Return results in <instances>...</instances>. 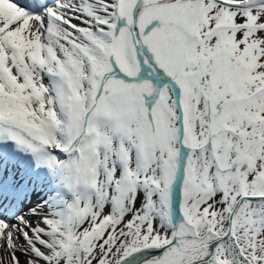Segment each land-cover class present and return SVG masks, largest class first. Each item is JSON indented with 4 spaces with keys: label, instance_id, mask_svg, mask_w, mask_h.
<instances>
[{
    "label": "rangeland",
    "instance_id": "374dc122",
    "mask_svg": "<svg viewBox=\"0 0 264 264\" xmlns=\"http://www.w3.org/2000/svg\"><path fill=\"white\" fill-rule=\"evenodd\" d=\"M200 5L201 3L191 2L190 6L187 5L180 11L179 17L174 13L169 17V20L167 19L166 23H164L166 20L164 17L161 22L149 29V33L156 30L157 36H151L149 38L151 42L147 40L149 49L159 60L160 66L173 79H179L185 85L187 84L185 106L188 129L183 137L185 145L205 143L208 130L212 133H218L217 135L214 134L211 141L214 146L218 147L216 159L219 169L214 165L208 151L195 152L190 155L186 166L187 175L183 185L181 218L183 222L191 224L198 235L204 234L210 224H213L212 229L215 233L219 234L223 231L226 227L224 222L226 214L236 196L240 194L241 180L246 186V191L264 193V96L256 95L246 100L222 104L232 97L238 98L240 94L243 95L252 91L258 83L256 84L254 80L252 82L250 80L245 81L244 72L247 70V66L238 64L230 58L228 63L227 60L222 59L225 49L223 44L224 33H214L211 37L213 39L204 45L200 43L203 40L199 41V38H196V35H203L205 31L220 21V10L217 8L210 10L205 19L199 18L197 10ZM229 16L230 13L222 11L220 18H231ZM234 16L241 17V15ZM173 18L177 21H173ZM243 33H239L238 42H241L240 38ZM178 34L179 37H176ZM29 38L34 40L33 36ZM262 48L264 51V42ZM252 51L256 50L253 49ZM123 59H125L130 73L134 75V60L130 49L127 47L123 52ZM215 59H221V61L215 62ZM259 70L260 68H255L257 74H260ZM92 73L93 71L88 72V75L92 76ZM103 79L104 75L100 77V81ZM211 79L216 80V85L220 87V90L212 98L210 97ZM141 85L142 81L135 78L129 83L125 82L116 88L112 87L108 95H105L106 98L103 99L109 102L112 109V115L100 120L101 124H104L103 136L106 131H108V135L117 133L120 135L117 138V143L113 142L111 145L110 151L107 153V161H102V157L99 158L96 182L100 184V193L90 197V209L94 213L91 215L92 223L100 221L99 214H104L105 217L108 215L105 209L104 212L100 213L97 209V203L103 199L109 201L111 216L115 221H118L120 213H118L117 208L119 202L129 196L132 184L137 179L147 178L163 185H169L172 182L177 155V131L174 121L176 113L173 110V100L169 95V90H162L160 96L148 107V117L145 116L144 121L142 115L143 96L140 94L143 87ZM78 88L87 89L85 85H79ZM61 90L64 92L65 88L63 89L61 86ZM39 93L40 96L38 97H44L46 91L40 90ZM89 93L87 92L85 98L88 97ZM65 103L61 101L59 104V119L57 122H53L54 125H57V130L52 126L51 132L49 131L55 136L57 134L58 145L59 142H63V136L59 134L61 131L71 133L69 130L71 128L76 133L80 132L79 114L86 107L81 101L75 109L68 111L65 110ZM148 128L152 129L154 144L149 151L151 154L150 161L144 164L142 161L143 154L149 150L145 141V133ZM121 130L123 131L121 132ZM250 146L253 147L252 150H250ZM132 148L137 154L136 163L133 162ZM235 150L240 151V171L236 182L232 181L225 187V176L221 175V171L227 168ZM249 159L251 167L247 168L246 162ZM116 163L120 164V171L117 169ZM68 169L70 170V166ZM87 175V169L83 167L79 179L86 183L88 181ZM106 182L113 183L109 190L105 185ZM214 188H217L221 193V202L214 198ZM162 200L165 203L162 202L155 206V200L152 197L149 206L142 213L143 219L149 223L153 222V214L157 215L159 222L164 223L167 228V231H159L157 227L152 226L146 232V239L155 246H160L169 240L170 229L172 228L165 207L167 197L162 198ZM246 205L247 208L242 209L238 221L240 238H244L247 224L252 227H259L264 217V205L262 203L252 202ZM110 222L111 220L101 224L97 230L91 226L76 242H70L67 257H60L59 253L45 246L46 250L43 246V256L30 260L25 259L21 262L20 253L22 249L28 251L31 246L29 240L26 239L25 241L19 240L17 250L14 249L15 246L11 248H6L5 245H2L3 248L0 246V264H15L14 262H17L16 264H81L87 253H89V259L92 258L91 264H115L125 253L134 250L135 244H140L138 243L140 230L128 229L122 239L120 238L121 241L117 239L121 242V246L113 247L112 241H107V243L104 241L105 237H108ZM49 226L48 223L44 224L45 233H49L48 238H52V235L55 237L56 224L51 225V228ZM38 227L39 222L36 225H31L32 230L28 233L30 239L32 235L34 237ZM101 235L102 238H99ZM11 245L9 244V246ZM78 245L80 249H77ZM224 251H229L230 254L224 257ZM8 252L12 254L9 253L8 255ZM214 255L215 261L219 264L226 261L227 264L237 263L230 245L218 247ZM13 256L16 257V260L12 259Z\"/></svg>",
    "mask_w": 264,
    "mask_h": 264
},
{
    "label": "bare ground",
    "instance_id": "6f19581e",
    "mask_svg": "<svg viewBox=\"0 0 264 264\" xmlns=\"http://www.w3.org/2000/svg\"><path fill=\"white\" fill-rule=\"evenodd\" d=\"M183 1L184 0H162V1L156 2L154 5H151V0H117L116 7H118L120 10L122 9L125 13L128 12V16L131 15V19H130V23L129 24H130V26L135 27V25H134V16L135 17L138 16L139 13H140L141 16H147V15L151 14V17H152L155 13L161 12V11H163L166 8H169V7H176L177 5H179ZM86 2H88V4L90 6L85 7V5L84 6H81V4H79V5L81 7H83L84 11L87 12V15L89 17H92L93 19H99V24L98 25L102 26V24L106 20L103 18V14L100 12V9L96 8V11H92L90 7H93V9H94V6H96V5L99 6V7H104L105 3L101 2V1L96 3V2H93L92 0H87ZM67 6H70V7L74 8V6H71V5H67ZM152 6H154L155 11L153 10L154 8ZM253 11H255L257 13L264 14V7L263 8H257V9H251L250 15L252 13H254ZM20 14L21 13H18V12L17 13L9 12V10L3 5L2 1L0 0V21L4 20L5 18L6 19L12 18L15 15H18V17H19ZM68 15L69 14L57 15V14L49 13V14H46L45 18L41 17L42 20L50 21L49 22V26H45V30H47V31L51 30L52 32H55V29L63 30V29L66 28L63 25L61 26L59 24L53 23L50 20L51 17L61 18L62 19L61 21L68 20V23L69 24H73V25H77L81 21L80 20L81 16L80 17H76V16L73 15V17H67ZM253 16H255V15H253ZM253 16H249V17H253ZM34 20H36V19H34ZM257 22H259V21L258 20H253V21L248 22V23H257ZM34 24H36V25L35 26L23 25V27L21 29L22 31L21 30L20 31H16L17 27H13L14 28V36L16 38L17 37L18 38L22 37V39H21L22 41L27 40V37L33 36L35 34V32H36L35 29L36 28H38V29L41 28L40 20H38L37 23L34 22L32 25H34ZM98 29L99 28H95L96 31H98ZM9 32H11V38H9V40H8L9 43L11 45H13V46H15V44H19L13 38L12 31H7L6 33H9ZM15 33H16V35H15ZM46 33H48V32H46ZM81 34L82 35H87L88 37H90V34H88L84 30H81ZM236 34H237V32L233 31V32H231L229 34V36H227V40H228V44L229 45H233V43L235 42V40L237 38ZM259 36L260 35H259L258 31H255L254 35H251V36L244 35V40L247 42V45H254V46L258 45L259 46L260 45V40H261ZM66 37L71 39L69 36H66ZM73 41H75V40H72V39L70 40V42H73ZM75 42L77 43V41H75ZM2 43L4 44V47H2L3 49L1 51H4V53H0L1 54V57H0V70H1V65L2 64H6L7 66H9L12 61H15V58L13 59L12 55H7L8 52L10 53V51H8V47H7L6 43L5 42H2ZM48 43L50 45L54 44V46H56L58 48L62 47V45H63L62 42H56L54 40H51V42L45 43V45L47 46ZM1 46H3V45L1 44ZM30 46L31 45L28 44L29 48H30ZM48 47H50V46H48ZM85 51H87V53L90 52L89 49H87ZM97 53L99 54L100 59L105 62L106 57H107V51L105 49H102V50H98ZM46 54H47V56H46L47 64L49 66H51L52 62H53V59H54V55H53L52 52H48ZM247 54H248V52H247ZM251 54L252 55L248 54L250 56L247 57L245 55V53L243 54L242 50H240L239 51V55L241 56L240 62L242 61V62L246 63L248 66L249 65L253 66V69L251 67V69L249 68V71H248V75L250 77H253V78H256V74L254 73V69L257 68V67L260 68V70H259L260 74H258V76H261L260 78L264 79V52H258V53L251 52ZM20 56H21V58H20ZM19 60L23 63V61H22L23 57H22L21 53H19V59L17 61H19ZM17 61H15V62H17ZM59 64H61V62ZM19 66L21 67V63H19V62L16 63V67L19 68ZM103 67H105V65H103ZM156 71L157 70L154 68L153 63L151 61L150 62L146 61L143 64L141 73L139 75H141L142 73L149 72L156 79V77H155V72ZM75 74H77V72H75ZM66 78L68 80H73L72 76H69V78L68 77H66ZM0 79H1L2 82L5 83V80L2 79V75H0ZM263 83H264V80L259 85H262ZM31 85H33V84H31ZM53 89H54V91H58V87L56 85L53 87ZM10 134L19 137L15 133H10ZM1 137H3L4 139H7L8 138V134L0 133V138ZM23 139H24V135L21 137L20 140H23ZM134 214H136V213L134 212L132 215H129L128 217H126V221H129V220L135 218ZM127 223L128 222H124V224L122 226L115 227V234L121 228H123ZM185 228L186 227H182L180 225L175 228V233H174V237H173L174 241L173 242L175 244H178L179 246H181V249L176 250L175 251L176 253H173L169 257L168 260L162 259V260H154L152 262L142 261V264H200L199 262H201V264H203L202 262H203V260H205L204 257L207 255V252H208L207 251L208 245H206V244L204 245L203 243H206L209 240V238H206V239L201 241L199 238H197L195 236H191L190 233H187V230ZM3 236H4V231L2 229H0V240H2L1 238H3ZM37 239H38V241H45V238H44V236L41 233L37 236ZM48 241L50 243H52L53 242V237L52 238L49 237ZM43 243H47V241L43 242ZM37 246H39L40 248L42 247L41 245H36L35 247H37ZM185 247H187V249H193V250L189 251ZM44 248H45V246H44ZM184 249H186V250H184ZM24 254H27V255H24ZM183 254H184V256H182ZM20 258H21L20 261L22 262V261H25V259L26 260L33 259V256L30 254L29 250L27 251L25 249H22V252L20 253ZM138 262L129 261L127 264H136Z\"/></svg>",
    "mask_w": 264,
    "mask_h": 264
}]
</instances>
